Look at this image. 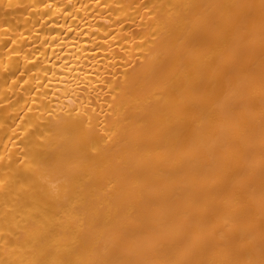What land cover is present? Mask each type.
Returning <instances> with one entry per match:
<instances>
[{
    "label": "bare ground",
    "instance_id": "obj_1",
    "mask_svg": "<svg viewBox=\"0 0 264 264\" xmlns=\"http://www.w3.org/2000/svg\"><path fill=\"white\" fill-rule=\"evenodd\" d=\"M0 264H264V0H0Z\"/></svg>",
    "mask_w": 264,
    "mask_h": 264
}]
</instances>
